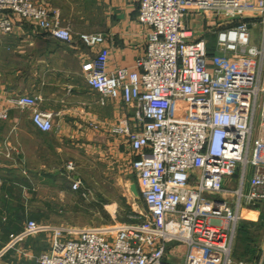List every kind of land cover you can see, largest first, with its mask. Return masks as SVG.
Returning <instances> with one entry per match:
<instances>
[{"label":"built area","instance_id":"1","mask_svg":"<svg viewBox=\"0 0 264 264\" xmlns=\"http://www.w3.org/2000/svg\"><path fill=\"white\" fill-rule=\"evenodd\" d=\"M10 13L59 41L73 40L55 10L31 0H0L1 34L13 32ZM251 14L256 22L248 23ZM188 17L216 22L214 55L209 40L194 39ZM139 23L148 30L146 51L130 68L108 67L105 35L80 38L101 47L82 68L101 104L121 99L136 110V127L122 118L114 133L130 144L146 213L138 223L102 228L29 220L10 235L0 260L14 250L36 264H234L242 205L264 203V0H141ZM257 28L260 46L253 44ZM40 101L16 95L10 104L31 110L34 127L50 133L54 114L40 110ZM8 118L9 109L0 110V120ZM249 166L254 173L245 194ZM239 170L240 189L225 190L224 181ZM81 185L76 180L72 188ZM41 234L51 236L39 255L21 246Z\"/></svg>","mask_w":264,"mask_h":264},{"label":"crops","instance_id":"2","mask_svg":"<svg viewBox=\"0 0 264 264\" xmlns=\"http://www.w3.org/2000/svg\"><path fill=\"white\" fill-rule=\"evenodd\" d=\"M31 1L55 10L63 25L72 29L73 40L71 43L59 41L12 13L9 16L14 24L13 32L6 35L0 33V110L9 109L8 120H0V253L9 242L4 239V225L21 206L25 209V217L18 222V227L23 230L30 220L26 218V200L35 199L38 194L41 196L46 176L58 173L49 168L72 161H98L121 174L130 175L138 187L131 168L135 157L130 144L123 136L114 133L122 118H128L133 129L136 127V110L126 106L121 99H109L106 104H101V95L88 85L82 70L85 62L95 58L101 47L89 48L80 36L105 35L106 46L110 50L108 67H133L146 51L148 30L139 23L141 0ZM255 16L249 15L248 23L256 22L253 20ZM186 20L188 28L194 31V39L204 37L209 40L210 46L213 38V47L210 46L209 50H213L214 55L216 22L213 18L202 21L188 17ZM254 39L253 44L256 45ZM16 95L39 97V109L54 114L53 131L40 132L32 123L31 110L13 107L10 100ZM26 167H35L39 169L40 176H45L40 177L37 188L24 184L26 179L30 180ZM253 173V168L249 166L243 183L245 194L250 191ZM76 180L81 181L75 176L70 186L61 189L62 198L67 193L78 192L72 188ZM223 186L225 190H239L241 171L226 179ZM30 191H33L32 197ZM208 197L221 199L220 196ZM144 205L146 207L145 202ZM240 213L242 219L239 225L248 224L254 230L264 218V203L256 206L243 204ZM36 222L45 224L42 219L36 218ZM46 225L51 228H80ZM50 236L41 234L31 237L21 246L39 255L48 249ZM14 252L9 250L3 258H11Z\"/></svg>","mask_w":264,"mask_h":264},{"label":"rangeland","instance_id":"3","mask_svg":"<svg viewBox=\"0 0 264 264\" xmlns=\"http://www.w3.org/2000/svg\"><path fill=\"white\" fill-rule=\"evenodd\" d=\"M77 26L81 27L79 24ZM252 33L255 37L254 43L260 45L259 30L255 29ZM211 41L210 46L213 47V38ZM72 164L71 169H69L70 163L49 168L50 170H57L58 173L57 175L46 176L42 184V197L38 194L39 197L26 200L27 219L36 221L37 218L49 225H72L80 228L112 227L121 224H135L141 221L138 219L140 216L138 214H145L146 207L143 200L135 198L132 193L131 184H136V181L134 182L130 175L121 174L116 169L98 161H72ZM38 170L35 167L25 168L26 175L31 180L32 189L40 185V177H45L44 175L40 176ZM75 176L81 179V190L77 193H67L62 198L61 189L70 186L71 180ZM30 193L32 197L33 191ZM77 205L79 208H76ZM36 211L39 213L37 214ZM259 224H261L259 227L251 231L257 238L251 245V248L255 250L250 252L251 254L240 257L237 255L236 249L235 256L232 255L234 264H264V246L262 245L264 241V218ZM243 252L244 249H238V253L242 254ZM13 256L9 259L2 258L0 264H31L30 262H35L19 259L20 257L15 252ZM171 261L178 264L184 262L179 259H172Z\"/></svg>","mask_w":264,"mask_h":264},{"label":"trees","instance_id":"4","mask_svg":"<svg viewBox=\"0 0 264 264\" xmlns=\"http://www.w3.org/2000/svg\"><path fill=\"white\" fill-rule=\"evenodd\" d=\"M212 52L213 50H210L211 55H212ZM24 184L27 187L32 186V183L29 179H26L24 181ZM128 209L131 210V208L129 207ZM24 217H25V209L24 207H21V206L16 210V212L13 215L11 214L9 222L6 225H4V228H3L5 241H9L11 234H17L21 232V229H19L18 227V222H21V220ZM260 225L261 224L257 225V227H259ZM251 231H253V229L248 224L241 223L238 226L237 235L235 239L236 242H235L234 252H233L234 256L236 254L235 253L236 249H237V255H239L240 257L245 256V254H251L250 252H253L255 250L254 248H251V245L253 244V241L256 240L257 238L253 235ZM238 249H244V252L242 254L238 253ZM30 263L36 264V262H30Z\"/></svg>","mask_w":264,"mask_h":264},{"label":"water","instance_id":"5","mask_svg":"<svg viewBox=\"0 0 264 264\" xmlns=\"http://www.w3.org/2000/svg\"><path fill=\"white\" fill-rule=\"evenodd\" d=\"M131 191L134 194L135 198H137V199L140 198V193H139V190H138V187L136 184L131 185Z\"/></svg>","mask_w":264,"mask_h":264}]
</instances>
